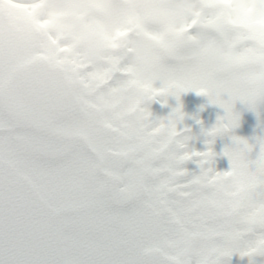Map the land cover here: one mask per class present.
I'll return each instance as SVG.
<instances>
[{
  "label": "snow or ice",
  "instance_id": "obj_1",
  "mask_svg": "<svg viewBox=\"0 0 264 264\" xmlns=\"http://www.w3.org/2000/svg\"><path fill=\"white\" fill-rule=\"evenodd\" d=\"M238 28L264 43V0H0V264H264V135L214 78ZM190 88L225 110L203 151Z\"/></svg>",
  "mask_w": 264,
  "mask_h": 264
},
{
  "label": "rangeland",
  "instance_id": "obj_2",
  "mask_svg": "<svg viewBox=\"0 0 264 264\" xmlns=\"http://www.w3.org/2000/svg\"><path fill=\"white\" fill-rule=\"evenodd\" d=\"M161 86L159 80L154 83L156 88ZM177 103L175 96L171 94L167 96L161 95L149 104V109L153 116L157 118L165 117L177 106ZM179 104L184 114L183 124L190 126L192 131L197 134V138L190 143V149L205 150L208 145L204 143L206 137L202 134L201 129L211 128L217 122V118L224 115V108L218 103L212 102L208 95L198 92L195 88L181 92ZM234 110L240 114L239 124L232 130L235 135L248 138L249 140L258 135H264V106H261L257 112L247 107L244 103L237 101ZM230 143L229 136H217L214 143L210 146L212 151L216 153L213 157V164L218 171H226L230 167L227 156L222 155L225 146ZM186 167L188 169L198 168L192 161H189ZM228 264H245V259L233 254L228 258Z\"/></svg>",
  "mask_w": 264,
  "mask_h": 264
},
{
  "label": "clouds",
  "instance_id": "obj_3",
  "mask_svg": "<svg viewBox=\"0 0 264 264\" xmlns=\"http://www.w3.org/2000/svg\"><path fill=\"white\" fill-rule=\"evenodd\" d=\"M236 35L247 44L239 49L244 60L215 74L214 78L221 82L218 98L233 108L237 101L249 108H260L264 106V43L252 39L246 28L236 29Z\"/></svg>",
  "mask_w": 264,
  "mask_h": 264
}]
</instances>
